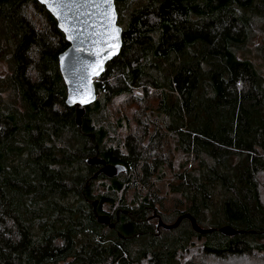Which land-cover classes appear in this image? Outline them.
Returning a JSON list of instances; mask_svg holds the SVG:
<instances>
[{
	"label": "trees",
	"instance_id": "trees-1",
	"mask_svg": "<svg viewBox=\"0 0 264 264\" xmlns=\"http://www.w3.org/2000/svg\"><path fill=\"white\" fill-rule=\"evenodd\" d=\"M113 3L121 47L94 80L95 100L77 126L74 108L64 103L57 54L68 43L55 19L36 0H0V56L8 73L0 77V264H178L177 253L193 236L204 238L206 256L219 259L264 251L255 180L264 174V74L235 55L264 13V0ZM28 7L45 29L35 27ZM261 40L264 59V33ZM5 88L8 101L1 98ZM134 90L144 98L152 91L156 100L150 112L158 126L147 144L171 135L192 163L181 162L168 184L184 207L175 218L188 212L211 232L195 233L187 219L156 229L148 192L133 207L102 210L114 204V192L143 188L164 162L145 155L136 137L125 138L124 153L102 145L106 129L95 124L106 105ZM93 155L123 167L121 176L108 178L107 193L92 194L93 181L105 178L96 174L99 165L85 163ZM223 225L242 233L224 236L217 230Z\"/></svg>",
	"mask_w": 264,
	"mask_h": 264
},
{
	"label": "rangeland",
	"instance_id": "rangeland-1",
	"mask_svg": "<svg viewBox=\"0 0 264 264\" xmlns=\"http://www.w3.org/2000/svg\"><path fill=\"white\" fill-rule=\"evenodd\" d=\"M131 5L137 4L139 0H131ZM31 7L27 8V15L37 29H45L46 24L40 14L35 13ZM122 16H127L125 11L121 12ZM117 18V17H116ZM122 18V17H121ZM250 36L247 38L244 46L235 50V55L238 58H245L250 60L254 67L264 74V59L260 53V46L262 43V36L264 33V13L259 19L255 18V23L250 28ZM34 77V72H29ZM7 73L6 60L0 56V77H4ZM96 79V78H95ZM94 79V80H95ZM1 98L8 101L11 97L10 89L5 88L1 93ZM156 100L152 91L149 96L144 98L140 91L134 90L131 95L121 94L111 99L103 111V118L95 126H103L106 129V137L103 139L102 145L104 147L112 146L118 147L121 153L125 152L124 141L127 136L136 137L139 140V146L148 149V153L144 150L143 156H157L164 162L160 166L159 171L151 174L145 186L139 185L128 187L124 191L114 192L113 196L115 202L112 206L107 204L102 205V210L105 213H112L115 208H120L121 204L133 207L137 205L141 196L148 192L153 195L155 200V210L165 223L174 221L177 211H183L184 207L179 203V197L168 190V184L173 180V173L180 169V163L188 159L186 168L192 165L190 158L180 151L174 149V139L170 135L162 137L158 145H148L147 139L153 133L154 127L158 126V120L155 113H151L155 107ZM171 162V165H166ZM122 170L118 175L121 176ZM161 175L160 178H155V175ZM256 183L258 194L261 203L264 205V174L256 175ZM108 178H99L93 181L92 194L107 193L106 185H108ZM151 198V196H149ZM122 199V203H121ZM157 200V201H156ZM153 217L154 215L149 214ZM154 225L156 217L150 220ZM204 238L193 236L191 244L183 252L177 253L178 264H186L187 262L199 264H264V251H252L248 255L226 256L219 259L213 256H206L202 252V242ZM145 260L139 264H144Z\"/></svg>",
	"mask_w": 264,
	"mask_h": 264
},
{
	"label": "water",
	"instance_id": "water-1",
	"mask_svg": "<svg viewBox=\"0 0 264 264\" xmlns=\"http://www.w3.org/2000/svg\"><path fill=\"white\" fill-rule=\"evenodd\" d=\"M44 6L56 21L68 46L57 54V66L65 87L64 103L74 108V122L80 125L84 107L95 100L94 79L104 70L105 64L114 58L121 47V28L116 23L113 0H36ZM86 164L99 165L96 172L111 178L123 167L108 164L96 155L87 157ZM95 211V201L92 202ZM156 217L155 228L172 229L182 219H187L191 229L198 234L212 231L199 226L188 212H182L171 223ZM98 223L109 228L113 223L106 214H96ZM218 232L224 236L242 233L228 225L220 226Z\"/></svg>",
	"mask_w": 264,
	"mask_h": 264
},
{
	"label": "flooded vegetation",
	"instance_id": "flooded-vegetation-1",
	"mask_svg": "<svg viewBox=\"0 0 264 264\" xmlns=\"http://www.w3.org/2000/svg\"><path fill=\"white\" fill-rule=\"evenodd\" d=\"M118 211L119 209L115 210L114 214H115V219H118Z\"/></svg>",
	"mask_w": 264,
	"mask_h": 264
}]
</instances>
